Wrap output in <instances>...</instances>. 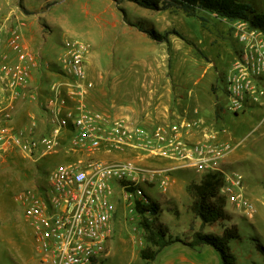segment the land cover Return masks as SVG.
<instances>
[{
	"label": "rangeland",
	"instance_id": "1",
	"mask_svg": "<svg viewBox=\"0 0 264 264\" xmlns=\"http://www.w3.org/2000/svg\"><path fill=\"white\" fill-rule=\"evenodd\" d=\"M242 1L264 10V0ZM6 16L12 24H3L20 33L24 28L31 51L43 57L48 80L56 79L47 65L58 63L65 40L87 42L86 71L94 84L91 90L104 92L109 112L125 109L140 117L155 116L160 110L164 118L152 122L164 123L192 118L196 110L204 125L227 129L226 139L233 150L223 169L243 176L245 199L256 208L251 217L248 207L237 209L225 201L229 219L202 224L190 208L192 198L185 186L199 182L203 175L191 169L176 170L167 192L153 186L149 198L158 205V221L179 241L152 261L142 259L140 250L146 243L141 216L123 212L119 205L114 234L95 264H222L213 248L194 250L182 241H189L197 230L220 234L223 225H236L240 234L230 242L237 264H264L260 249L264 248V106L248 107L239 114L215 112L222 96L218 77L232 56L233 21L204 11L189 17L180 10L145 9L128 0H0V24ZM119 18L128 24L126 30L133 31L124 32ZM135 25L167 33V38L157 42ZM134 30L135 36L131 34ZM48 80L43 76L38 86H46ZM57 161H61L58 156H48L34 163L13 145L0 146V264H50L36 250L32 228L24 220L16 195L41 185ZM178 173L181 175L174 179Z\"/></svg>",
	"mask_w": 264,
	"mask_h": 264
},
{
	"label": "built area",
	"instance_id": "2",
	"mask_svg": "<svg viewBox=\"0 0 264 264\" xmlns=\"http://www.w3.org/2000/svg\"><path fill=\"white\" fill-rule=\"evenodd\" d=\"M231 29L232 56L220 85L225 111L239 114L264 106V30L246 20H233ZM4 42L8 51H0V146L13 145L34 163L48 156L61 160L41 185L16 195L43 261L98 262L114 234L119 205L123 212L136 213V202L147 204L153 186L167 192L176 170L220 173V195L253 215L243 176L223 169L233 148L227 129L204 125L196 110L192 118L150 124L93 108L87 102L94 85L86 71L90 45L78 39L62 43L58 63L47 65L56 79L41 91L33 78L44 71L43 57L24 45L16 28L6 30L0 24V48ZM39 97L37 115L45 126L39 128L32 112L16 126V104ZM120 154L130 156L116 158Z\"/></svg>",
	"mask_w": 264,
	"mask_h": 264
},
{
	"label": "trees",
	"instance_id": "3",
	"mask_svg": "<svg viewBox=\"0 0 264 264\" xmlns=\"http://www.w3.org/2000/svg\"><path fill=\"white\" fill-rule=\"evenodd\" d=\"M137 6L156 11L180 10L186 16L194 17L199 11L215 14L217 17L233 21L246 20L252 27L264 30V10H259L249 2L242 0H128ZM133 25V24H130ZM139 31L144 32L149 38L162 42L167 38V33L160 34L154 29H143L135 25ZM223 76L218 77L219 84ZM221 98L217 102L215 112L217 115L224 109V93L221 86ZM226 112V111H225ZM220 173L204 174L199 182L192 181L185 186L186 192L191 196V210L202 224L215 221L228 220L229 214L225 210V198L220 195L222 185ZM136 214L141 216L140 226L144 231L145 247L140 250V257L147 261L154 260L158 254L170 244L179 241L172 237L167 228L158 221V205L149 199L147 204L136 202ZM240 237L236 225H223L220 234L206 233L200 230L192 233L189 241H182L191 249L204 246L213 248L219 255L222 264H237L236 257L230 248V242ZM260 247V246H259ZM264 252V248L260 247Z\"/></svg>",
	"mask_w": 264,
	"mask_h": 264
},
{
	"label": "crops",
	"instance_id": "4",
	"mask_svg": "<svg viewBox=\"0 0 264 264\" xmlns=\"http://www.w3.org/2000/svg\"><path fill=\"white\" fill-rule=\"evenodd\" d=\"M17 16V15H16ZM8 18H9V16H6V17H4L3 19H1V23L3 22V23H7V21H8V25H10V24H12V22L10 21V20H8ZM117 20L116 19H114V21L112 20L111 21V24L112 25H114V23L116 22ZM2 23V25H4L5 26V28H6V30H10L12 27L11 26H8V25H6V24H3ZM118 23H120V28H122V29H124L123 31L124 32H126V33H129V31H133V29H131V28H128V29H130V30H126L127 28H125L124 26H127L128 24H126L125 23V21L124 20H122V19H118ZM128 27V26H127ZM24 30V28L22 29V31H21V34H22V38H23V43H24V45L29 49V50H31L30 49V46H29V44L28 43H26V41H25V37H24V35H25V31H23ZM131 34H133V36H135V35H137V30H134V32H131ZM4 38H6V35L4 36ZM1 50V52L3 51V52H5V51H8V48H7V45H6V43L4 42L2 45H1V48H0ZM43 76L46 78V80H48V75H47V73L45 72V71H36L35 73H34V81H35V84L36 85H38L39 84V80H41V82H42V79H43ZM46 85H47V82H46ZM44 88H46V86H44L43 85V83H41V85L39 86V89L41 90V91H43V89ZM41 99L42 98H38L37 100H35V101H33V102H28V101H21V102H19V103H17L16 104V110H15V124H16V126H18V125H20V124H23L24 122H26L27 121V117H26V114L28 113V112H32V113H34L36 116H37V119L39 120V128L40 129H42V127L43 126H45L44 125V120L42 119V117L41 116H38L37 114H39V112H40V109H39V106H38V102H40L41 101ZM105 99H106V97H105V94H104V92L103 91H98V92H92V90H90L89 91V94H88V96H87V102L91 105V106H95L96 108H99V109H101V111H103V112H105V113H107V114H110V115H112V116H120V115H124V116H127V117H130V118H133V119H135V120H139V119H142L143 120V122H147V123H149L148 121H151L150 122V124H153V123H156V122H152V121H154V120H162L164 117V115H165V113L163 112V111H158V112H156L157 114L154 116V115H152V113H148V114H145L144 116H142V115H140V117H134V116H131L129 113H126V112H124L125 111V109H123V111H117V110H113V113H111V112H109V110H110V108L106 105V104H104V103H106L105 102ZM34 107H35V109H34ZM24 108H26V110L24 109ZM94 108V107H93ZM95 108V109H96ZM24 109V110H23ZM98 109V110H99ZM227 137V136H226ZM230 139V138H229ZM232 150H233V148H232ZM231 150V151H232ZM230 151V152H231ZM229 152V153H230ZM229 155V154H228ZM130 155L129 154H120V155H117L116 156V158H119V159H122V158H126V157H129ZM226 161V160H225ZM227 162V161H226ZM226 162H225V164H226ZM179 175H181V174H175V178L174 179H177V178H179L178 176ZM173 188H170V193H173V190H172ZM244 192H246L245 191V187H244ZM254 207V206H253ZM256 213V208L254 207V213H253V217L255 216L254 214ZM250 216V215H249ZM251 216V217H252ZM173 244V243H172ZM172 244H170V245H172ZM169 245V246H170ZM168 247V246H167ZM166 248V247H165ZM164 248V249H165ZM163 249V250H164ZM162 252V251H161Z\"/></svg>",
	"mask_w": 264,
	"mask_h": 264
}]
</instances>
